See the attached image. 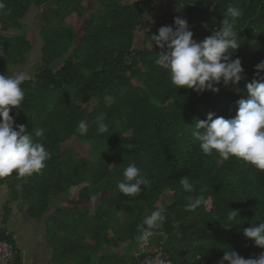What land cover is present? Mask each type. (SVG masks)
Here are the masks:
<instances>
[{
	"label": "trees",
	"instance_id": "16d2710c",
	"mask_svg": "<svg viewBox=\"0 0 264 264\" xmlns=\"http://www.w3.org/2000/svg\"><path fill=\"white\" fill-rule=\"evenodd\" d=\"M157 2L167 5L168 12L152 25L139 48L136 32ZM0 4V74L12 75V69L27 63L34 44L22 21L32 10L40 15L42 61L21 85L25 99L10 115L29 131L44 129L42 137L32 134L51 153L39 173L0 177L11 202L22 200L29 212L42 215L51 198L74 192L75 201H96L97 237L104 232L105 241L112 240L110 231L129 244L141 242L138 226L160 210L166 221L153 230L149 242L163 247L175 264H220L226 250L246 259L264 251L243 235L244 228L264 222V171L236 157L224 160L215 151L205 155L192 135L197 120H206L210 112L231 119L237 102L248 97L246 84L258 78L256 66L264 61V0H96L86 27L82 22L89 0ZM230 4L243 14L226 16ZM176 17L187 20L197 41L218 30L225 18L233 23L240 38L233 59L239 57L244 68L238 85L221 83L219 93L201 94L172 84L168 70L155 63L160 49L150 38L161 26L175 28ZM102 112L109 128L104 134L94 123ZM81 120L88 124L85 135L78 131ZM75 138L89 145L87 157L65 149ZM131 163L150 181L135 197L124 196L117 187ZM185 177L194 192L180 184ZM200 195L206 203L186 210L188 197ZM163 198L169 202L159 207ZM230 210L240 218L226 223ZM161 234L167 237L163 244L153 241ZM0 238L15 246L5 229Z\"/></svg>",
	"mask_w": 264,
	"mask_h": 264
},
{
	"label": "clouds",
	"instance_id": "9594fccd",
	"mask_svg": "<svg viewBox=\"0 0 264 264\" xmlns=\"http://www.w3.org/2000/svg\"><path fill=\"white\" fill-rule=\"evenodd\" d=\"M0 8H3L2 4ZM242 14L241 9L231 4L227 8L226 16L233 19ZM174 25L175 28L161 26L158 35L153 34L150 38L153 46L160 49L155 63L168 70L174 86L201 94L205 91L219 93L218 85L221 83L227 86L241 82L244 73L242 61L239 57L233 59V53L240 47V38L233 23L225 18L222 26L202 41L194 39L187 20L176 17ZM3 55L4 50L0 48V56ZM256 71L258 78L246 84L248 97L237 102L235 116L225 119L210 112L206 120L196 121L192 135L199 141L200 150L205 155H212L215 151L224 160L236 157L264 171V76L260 75L264 72V61L257 64ZM26 79L23 73L0 74V177L13 173L19 177L31 176L44 169L51 159L45 145L37 142L32 134L34 131L35 137H42L45 130L34 128L29 131L25 125H17L10 115L12 109H19L25 99L21 85ZM105 119L106 113L103 112L95 118L100 134L109 131ZM78 131L82 135L87 134L86 120L79 122ZM123 177L117 187L127 197L139 195L150 183L135 163L127 165ZM180 184L186 192L195 191L187 177L182 178ZM188 201L185 205L188 211H195L206 203L203 195L189 196ZM237 217L240 218V213L230 210L225 222L232 223ZM165 221L166 217L160 210L153 211L138 226V239L148 241L154 234L153 230L162 228ZM243 235L264 249V222L244 228ZM220 264H264V251L246 259L236 251L226 250Z\"/></svg>",
	"mask_w": 264,
	"mask_h": 264
},
{
	"label": "crops",
	"instance_id": "0c3cea01",
	"mask_svg": "<svg viewBox=\"0 0 264 264\" xmlns=\"http://www.w3.org/2000/svg\"><path fill=\"white\" fill-rule=\"evenodd\" d=\"M73 195L51 198L41 215L22 200L11 202L8 185H0V230L13 238L19 264H138L160 250L149 240L129 244L110 231L112 240L105 241L104 232L97 237L96 201H75ZM157 237L153 241L161 244L167 239Z\"/></svg>",
	"mask_w": 264,
	"mask_h": 264
},
{
	"label": "rangeland",
	"instance_id": "374dc122",
	"mask_svg": "<svg viewBox=\"0 0 264 264\" xmlns=\"http://www.w3.org/2000/svg\"><path fill=\"white\" fill-rule=\"evenodd\" d=\"M95 4H96V0H89V8L82 22L83 27H86L88 25L89 13L94 12ZM168 9L169 7L165 5L164 3L157 2L155 12L153 14L146 15L145 23L136 32L135 43L137 47L139 48L143 47L144 38L148 34L149 30L152 28V25L156 23L158 20H160L168 12ZM22 23L25 25L24 32L30 36L34 44V49L27 55V63L24 66L22 67L17 66L16 68L12 69V75L23 73L26 75L27 78H30L31 75L38 70L39 65L41 64V61H42L41 47L43 46V40L40 35L42 22L40 20V15H37V12L32 10L28 14V16L22 21ZM15 32L13 31L12 35H15ZM68 148H74L75 150L79 151L80 154L84 157H87L90 151L89 145L81 144L80 141L76 138L72 139L65 145V149H68ZM168 202H169L168 199L163 198V200L159 202L158 206L163 207ZM160 249H163V248H160ZM190 258H195V257L190 256Z\"/></svg>",
	"mask_w": 264,
	"mask_h": 264
},
{
	"label": "built area",
	"instance_id": "2783aa9c",
	"mask_svg": "<svg viewBox=\"0 0 264 264\" xmlns=\"http://www.w3.org/2000/svg\"><path fill=\"white\" fill-rule=\"evenodd\" d=\"M175 27V25H174ZM0 264H16V250L9 241L0 238ZM138 264H175L160 249L155 255L149 256Z\"/></svg>",
	"mask_w": 264,
	"mask_h": 264
}]
</instances>
